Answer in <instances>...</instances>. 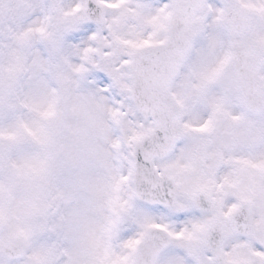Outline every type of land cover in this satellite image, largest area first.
Instances as JSON below:
<instances>
[{
    "label": "snow or ice",
    "instance_id": "6c2138e0",
    "mask_svg": "<svg viewBox=\"0 0 264 264\" xmlns=\"http://www.w3.org/2000/svg\"><path fill=\"white\" fill-rule=\"evenodd\" d=\"M0 264H264V0H0Z\"/></svg>",
    "mask_w": 264,
    "mask_h": 264
}]
</instances>
